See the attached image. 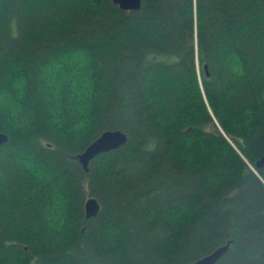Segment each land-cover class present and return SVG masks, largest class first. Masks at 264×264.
<instances>
[{
    "label": "trees",
    "instance_id": "16d2710c",
    "mask_svg": "<svg viewBox=\"0 0 264 264\" xmlns=\"http://www.w3.org/2000/svg\"><path fill=\"white\" fill-rule=\"evenodd\" d=\"M0 132V264H264L263 0H0Z\"/></svg>",
    "mask_w": 264,
    "mask_h": 264
},
{
    "label": "water",
    "instance_id": "95a60500",
    "mask_svg": "<svg viewBox=\"0 0 264 264\" xmlns=\"http://www.w3.org/2000/svg\"><path fill=\"white\" fill-rule=\"evenodd\" d=\"M115 5L119 6L124 11H134L141 8L142 0H111ZM264 1V0H263ZM9 139L8 135L4 132H0V145L7 142ZM127 134L121 130H106L101 133L86 149L77 155V159L86 169L89 170V163L92 159L98 155L115 150L123 146L127 142ZM259 168L264 167V155L257 161ZM100 203L94 197H89L85 203L86 217L90 218L97 215L100 211ZM230 239L227 243L220 245L212 252L206 254L202 258L193 262L192 264H216L219 259L229 250L232 243Z\"/></svg>",
    "mask_w": 264,
    "mask_h": 264
},
{
    "label": "rangeland",
    "instance_id": "374dc122",
    "mask_svg": "<svg viewBox=\"0 0 264 264\" xmlns=\"http://www.w3.org/2000/svg\"><path fill=\"white\" fill-rule=\"evenodd\" d=\"M52 68H53V67H52ZM14 83H16V81H14ZM75 88H76V91H77V89H78V86H76ZM1 96H2V95H1ZM2 99H3L4 101H6V102H7V99H6L4 96L2 97ZM31 162H33V160H31Z\"/></svg>",
    "mask_w": 264,
    "mask_h": 264
}]
</instances>
